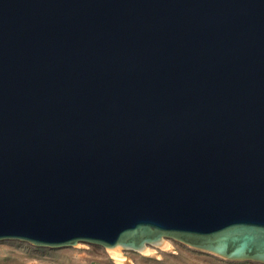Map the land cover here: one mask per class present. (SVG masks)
Masks as SVG:
<instances>
[{
    "label": "water",
    "instance_id": "water-1",
    "mask_svg": "<svg viewBox=\"0 0 264 264\" xmlns=\"http://www.w3.org/2000/svg\"><path fill=\"white\" fill-rule=\"evenodd\" d=\"M264 264V0H0V243Z\"/></svg>",
    "mask_w": 264,
    "mask_h": 264
},
{
    "label": "rangeland",
    "instance_id": "rangeland-1",
    "mask_svg": "<svg viewBox=\"0 0 264 264\" xmlns=\"http://www.w3.org/2000/svg\"><path fill=\"white\" fill-rule=\"evenodd\" d=\"M0 264H253L231 263L216 256L199 252L173 241L148 252L124 253L122 259L107 250L90 245L62 250L35 249L30 246L0 243Z\"/></svg>",
    "mask_w": 264,
    "mask_h": 264
},
{
    "label": "bare ground",
    "instance_id": "bare-ground-1",
    "mask_svg": "<svg viewBox=\"0 0 264 264\" xmlns=\"http://www.w3.org/2000/svg\"><path fill=\"white\" fill-rule=\"evenodd\" d=\"M149 250V249H148ZM148 250H146L145 252H148ZM109 253H111L112 255H114L115 257L117 258H120L122 259L123 256H124V253H120V252H117V251H113V250H107ZM143 254V253H142Z\"/></svg>",
    "mask_w": 264,
    "mask_h": 264
}]
</instances>
